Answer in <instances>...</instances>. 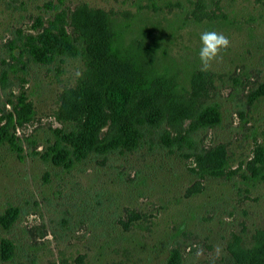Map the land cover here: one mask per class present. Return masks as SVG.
<instances>
[{
    "label": "rangeland",
    "instance_id": "rangeland-1",
    "mask_svg": "<svg viewBox=\"0 0 264 264\" xmlns=\"http://www.w3.org/2000/svg\"><path fill=\"white\" fill-rule=\"evenodd\" d=\"M63 10L75 38L125 28L122 48L140 55L131 63L152 68L165 50L190 108L217 104L221 123L166 122L135 151L71 169L46 160L56 131L80 118L71 101L91 71L82 56L40 64L20 47ZM205 31L230 46L203 71ZM9 114L22 150L0 143V217L9 207L19 216L9 229L0 221V249L4 238L15 245L0 264H170L174 254L178 264H242L264 243V175L252 169L264 147V0H0V119ZM165 130L193 146H168ZM210 161L219 173L204 170Z\"/></svg>",
    "mask_w": 264,
    "mask_h": 264
},
{
    "label": "trees",
    "instance_id": "trees-1",
    "mask_svg": "<svg viewBox=\"0 0 264 264\" xmlns=\"http://www.w3.org/2000/svg\"><path fill=\"white\" fill-rule=\"evenodd\" d=\"M67 12L59 11L48 19L45 25L39 19L40 32L30 34L23 41L20 53L26 54L35 63L51 64L58 58L88 59L92 83L73 94L71 103L79 115L77 123L66 130H58L55 140L44 158L57 166L71 169L76 163L92 154L107 155L119 151L137 150L147 134L167 124H181L190 117L192 129H204L221 123L222 114L217 104L201 105L191 109L169 65L165 50L163 60L152 68L139 66L140 55H132L131 49H123L127 30L93 25L75 38L67 30ZM97 18V16L95 17ZM135 58L132 63L131 58ZM6 78L4 74L3 79ZM189 106V107H188ZM0 143H9L21 152L15 133V118L0 119ZM161 140L168 146H181L186 141L190 147L194 141L190 137L171 136L169 130L161 133ZM168 140V141H167ZM259 166L252 162L257 175H264V147L257 151ZM206 164L204 170L217 174L221 165ZM19 216L17 207H9L0 217L2 226L9 229ZM15 245L12 240H1V257L13 258ZM177 255L170 264H178ZM242 264H264V243L256 251L248 253Z\"/></svg>",
    "mask_w": 264,
    "mask_h": 264
},
{
    "label": "clouds",
    "instance_id": "clouds-1",
    "mask_svg": "<svg viewBox=\"0 0 264 264\" xmlns=\"http://www.w3.org/2000/svg\"><path fill=\"white\" fill-rule=\"evenodd\" d=\"M201 47L198 52L201 70H208L230 46L229 39L216 31H205L200 35Z\"/></svg>",
    "mask_w": 264,
    "mask_h": 264
}]
</instances>
